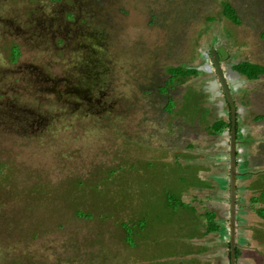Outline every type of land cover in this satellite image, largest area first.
Returning <instances> with one entry per match:
<instances>
[{
	"label": "rangeland",
	"instance_id": "1",
	"mask_svg": "<svg viewBox=\"0 0 264 264\" xmlns=\"http://www.w3.org/2000/svg\"><path fill=\"white\" fill-rule=\"evenodd\" d=\"M25 1L0 0V264H218L221 245L206 252L202 239L214 228L230 241V228L202 207L218 202L208 188L221 178L224 131L210 121L223 113L210 52L219 53L235 101L238 142L264 152V132L253 138L249 127L264 120V75L233 70L241 62L264 68V0H90L108 49V120L82 119L63 83L61 95L42 75L75 80L77 61L24 39L33 24ZM226 5L239 25L223 14ZM14 37L24 43L15 67ZM243 113L250 136L241 137ZM206 134L213 138L205 145L194 139ZM256 170L251 186L264 191ZM255 236L264 258V221Z\"/></svg>",
	"mask_w": 264,
	"mask_h": 264
},
{
	"label": "flooded vegetation",
	"instance_id": "2",
	"mask_svg": "<svg viewBox=\"0 0 264 264\" xmlns=\"http://www.w3.org/2000/svg\"><path fill=\"white\" fill-rule=\"evenodd\" d=\"M25 2L30 9L26 18L29 19L28 23L33 24L25 25L23 33L24 39L29 40L31 47L39 45L45 53L60 57L67 56L69 61H77L73 64L72 75L77 76L75 80L71 77L56 80L55 77L51 78L43 73L42 75L54 82L53 90L57 93L61 94L57 87L63 83L65 86L63 94L69 95L71 99L74 98L71 107L75 114L82 116V119L104 117L108 120L114 106L107 102L108 89L105 78H108L109 73L105 75L101 71L108 65L106 54L108 49L104 47L103 34L99 31V19L90 0H26ZM70 15H72L71 20L68 17ZM18 26L20 29L23 28ZM17 30L19 31L16 29L15 34ZM12 39L8 50L12 59L9 57L8 66L15 67L21 62L24 43L17 37ZM16 50L19 56L14 60ZM31 69L39 72V69L33 65ZM39 74L41 75L40 72ZM6 97L3 94L1 98ZM8 99L12 101L14 97Z\"/></svg>",
	"mask_w": 264,
	"mask_h": 264
},
{
	"label": "crops",
	"instance_id": "3",
	"mask_svg": "<svg viewBox=\"0 0 264 264\" xmlns=\"http://www.w3.org/2000/svg\"><path fill=\"white\" fill-rule=\"evenodd\" d=\"M206 71L211 72L213 69L212 66L207 63L205 66ZM236 73V71H235ZM234 71H231V75H236ZM238 74V73H237ZM240 75V74H239ZM242 76V75H241ZM213 87L215 89L216 95L218 97V105L216 104L215 108L223 110V113L215 111L212 115L217 118L215 120L213 116L210 118L211 126L213 127L217 121L228 122L230 120V110L226 114L227 103L224 99L219 98V89L218 82L215 78L212 79ZM229 108V107H228ZM220 114V115H219ZM246 113H243V126L240 129V135L250 136L249 130L246 127L248 119L246 118ZM213 120V121H212ZM251 120V118H249ZM249 127L251 128V135L253 138L258 137L263 134L264 129V120H259L254 118ZM237 134L238 126L236 128ZM230 129L224 130L220 136H218V142L220 150L218 153V163L220 165V176L219 181L210 180L208 190H213L215 187V194L218 197V202L216 207H211L209 201L205 199V204L202 206L209 212H216L219 215V219L222 222L223 227L230 228V185L225 182L226 177L229 175L227 165L230 164ZM213 138L209 135H195L194 139H198L201 145H205L208 140ZM238 139V137H237ZM238 142V140H237ZM258 144L249 146L248 148L242 145V142L237 144V225L240 224L241 236L237 238V229H236V240H237V251L240 252L237 258V264H263L264 258L263 253L261 252L262 241L260 238L255 236L256 229L258 224H261L264 221V218L259 213L260 210H264V191L258 188H253L251 183H256L258 179H251L252 177L258 174L256 169H260L264 172V152ZM218 186V187H217ZM242 186V191L238 192V187ZM217 187V188H216ZM207 196V194H206ZM217 199V198H216ZM214 209V210H213ZM241 218V219H240ZM221 226V227H222ZM238 227V226H237ZM203 240H207L209 245L207 246L206 252L213 251V244H220L221 251L217 256L218 264H227L230 261V250L228 248L229 241L227 238H222L218 232H208L204 231ZM228 253V254H227ZM214 256H211L209 261H213ZM213 264L212 262H209Z\"/></svg>",
	"mask_w": 264,
	"mask_h": 264
},
{
	"label": "water",
	"instance_id": "4",
	"mask_svg": "<svg viewBox=\"0 0 264 264\" xmlns=\"http://www.w3.org/2000/svg\"><path fill=\"white\" fill-rule=\"evenodd\" d=\"M213 68L216 72V77L220 82V86L225 94L229 110H230V264H237L236 259V229H237V130H236V117L237 108L233 99L232 92L229 88L227 78L225 76L221 58L215 48L210 52Z\"/></svg>",
	"mask_w": 264,
	"mask_h": 264
},
{
	"label": "trees",
	"instance_id": "5",
	"mask_svg": "<svg viewBox=\"0 0 264 264\" xmlns=\"http://www.w3.org/2000/svg\"><path fill=\"white\" fill-rule=\"evenodd\" d=\"M223 14L227 18H229L233 23H235L236 25H239L241 23V19L238 16L237 11L233 7L226 5V8L224 9ZM18 56H19V52L16 50L14 53L13 59L17 60ZM233 70L242 76L248 77L251 80H256V79H258L259 76L264 75V68L263 67H261L260 65H251L247 62H241V63L234 65ZM226 127H228V129L231 128V121L230 120L228 121V123L220 121L218 128H215V131H217L218 133L222 132L223 130H225ZM259 213H261V212L259 211ZM208 214L210 216L212 213H208ZM213 226H215V225H213ZM217 228H218V226H217ZM212 231L217 232V230L214 228H212V230H210L209 232H212ZM228 248H230V244H229ZM237 258H238V251L236 248V259Z\"/></svg>",
	"mask_w": 264,
	"mask_h": 264
}]
</instances>
